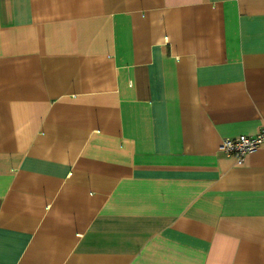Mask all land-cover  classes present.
Here are the masks:
<instances>
[{
    "label": "crops",
    "instance_id": "obj_1",
    "mask_svg": "<svg viewBox=\"0 0 264 264\" xmlns=\"http://www.w3.org/2000/svg\"><path fill=\"white\" fill-rule=\"evenodd\" d=\"M264 0H0V264H264Z\"/></svg>",
    "mask_w": 264,
    "mask_h": 264
},
{
    "label": "built area",
    "instance_id": "obj_2",
    "mask_svg": "<svg viewBox=\"0 0 264 264\" xmlns=\"http://www.w3.org/2000/svg\"><path fill=\"white\" fill-rule=\"evenodd\" d=\"M261 144H264V131L254 137L239 136L233 139H224L218 146V151L231 156L240 164L244 157L256 151Z\"/></svg>",
    "mask_w": 264,
    "mask_h": 264
}]
</instances>
